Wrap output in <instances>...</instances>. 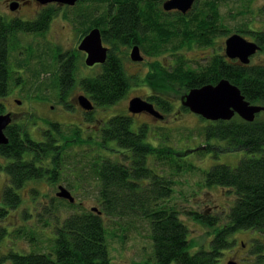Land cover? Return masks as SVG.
Returning a JSON list of instances; mask_svg holds the SVG:
<instances>
[{
	"label": "trees",
	"instance_id": "trees-1",
	"mask_svg": "<svg viewBox=\"0 0 264 264\" xmlns=\"http://www.w3.org/2000/svg\"><path fill=\"white\" fill-rule=\"evenodd\" d=\"M163 1L165 0H78L76 6L71 5L73 10L70 7L71 9L63 11L49 4L33 19L7 20L0 15V98L8 94L11 83H25L16 71L24 66L26 76L31 80V87L29 84V90H26L24 85L18 92L23 93L25 98L26 91L37 93L39 96V92L45 91L47 96H41L50 99V89H54L58 102L68 107L65 100L77 85L88 94L89 100L96 106H108L126 94L131 85L130 79L125 75L119 58L115 57L113 52L106 56L107 61L100 75L80 74L79 77L78 71L82 66V61L78 58L80 55H54L59 63L64 58L56 76L49 72L50 64L42 55L44 50L37 51L34 55L31 53L32 45L29 48H20L17 34H43L53 17L60 13L78 27L76 31L80 39L91 28L100 27L101 36L106 42L112 37L128 45L130 42L142 41L145 53L166 52L171 56L175 65H172L171 70H164L166 75H161V96L166 84L174 83L181 90L188 91L190 88L205 83L213 84L221 78H226L238 86L240 93L250 103L264 106L263 64H243L238 59L227 58L223 50L209 56L207 64L201 65L200 69L203 71L199 72L198 68L185 66V59L179 51L180 48L192 44L210 46L214 44L215 38L225 33L246 34L247 31L253 41L264 47V28L251 30L247 22L230 28L218 10L221 3L250 0H194L187 12L161 17L159 13L163 8ZM261 9L264 12V3ZM22 13L21 11V15ZM56 53L60 55L57 49L54 54ZM33 59H37V64ZM155 63L156 71L160 74L159 62ZM45 70L47 72H41ZM47 73L49 77L46 76ZM47 79L49 83L44 81ZM161 96L160 103L170 106L168 99ZM3 108L0 104V113L4 112ZM259 113L252 121L234 115L229 120L209 121L203 125V137L207 141L216 138L225 142L221 148L223 150L240 149L251 155L243 156L236 166L214 164L204 173L202 189L223 188L228 191L227 194H232V203L224 209L218 206L214 208L215 203L212 205L206 202L202 210H182L178 205L184 206L185 202L181 199L172 201V196H176L174 180L170 179L171 175H164V167H180L172 157L173 154L180 155V152H175L168 145L157 146L149 142L147 129L143 124L139 132L134 133L133 119L129 116L110 114L107 125L101 130V144L114 142L117 150L114 153L122 154L123 161L117 160L112 154L110 157L98 156L94 150L91 152L89 149H84L78 154L73 153V146L69 142L75 141L74 144L80 146L90 139L84 141L80 138L81 126L71 124L63 127L57 122H48V128L43 131L44 138L36 141L31 138L26 124L10 123L4 129L8 141L0 144V156L8 160L0 161V172L4 173L6 178L0 193L3 203V207L0 206V218L9 209L19 206L22 199L18 190L31 179H45L51 185L57 184V191L58 185H62L70 194L71 190L80 188L82 191L85 184L92 186L99 204L97 210L93 211L94 206H81V202H77L74 195L71 194L74 197L71 202L56 196V191L54 198L57 205L53 206L55 209L50 210L49 205L45 210L51 214L65 203V206L73 209L68 210L64 218L53 224L52 252L8 251L0 253V264H111L104 218L115 220V227L120 231V235L124 234V224L131 225L135 222L130 220L124 223L123 220H145L148 233L150 231L146 238L152 242L153 251L150 254L153 253L158 264H219L217 261L223 250L227 251L231 246L229 236L236 230L253 229L258 232V238L253 240L249 249L251 257L242 264H264V117H258ZM62 136H65L64 140ZM58 137L62 139L63 144L57 143ZM256 153L259 154L255 155ZM87 156L89 158L85 159ZM152 167L158 168L154 170ZM68 173L70 176L66 175ZM61 182H65L66 186ZM180 195L184 196L183 190ZM181 213L208 227L211 232L208 249L189 253V229L180 217ZM5 233V228L0 225V240ZM138 233L141 235L140 230Z\"/></svg>",
	"mask_w": 264,
	"mask_h": 264
},
{
	"label": "rangeland",
	"instance_id": "rangeland-1",
	"mask_svg": "<svg viewBox=\"0 0 264 264\" xmlns=\"http://www.w3.org/2000/svg\"><path fill=\"white\" fill-rule=\"evenodd\" d=\"M10 3L13 2H11V0H0V14L7 15L6 12L9 14L12 13L7 6V4L9 5ZM263 3L264 0L230 1L228 3H221L218 10L225 18V24L230 28H235L242 22H247V26L251 30L263 29L264 12L261 9ZM45 7L46 5L39 7L36 4H30L27 7H23L21 9L23 12L21 18L30 19L34 17L32 16L33 10L35 11L38 9L39 11L37 13H39ZM76 27L77 26H74L69 19L66 18L65 20H62L56 16L55 19L51 20L49 27L43 34L33 35L19 33L16 37L18 41H20V48H23L24 46L29 48L30 45H32L31 53L34 55L37 54V51L41 52L44 50L42 55L48 59V64H50L49 72L52 75L57 76L58 65L57 60L54 58V52L56 49H59L62 54L70 53V51L72 52L77 48L76 46L79 43L80 38L76 31L78 27ZM245 33L246 34L241 35L248 40H253V37L248 31ZM230 34H233V32L218 36L217 39L215 38L214 44L210 46H198L192 44L191 46L180 48L179 51L183 54L182 58L185 59V66L195 69H197L199 65L205 66L208 59L204 60L202 57L212 56L214 52L223 51L224 40ZM125 55L124 47L120 46V56L124 60L123 67L126 68L128 72H131L136 69V66L132 69H128L127 66H129L130 60ZM163 55L164 57H162V59L173 62L174 59L168 58L170 56L167 55L166 52H163ZM28 57H30V55ZM83 57L84 55L81 57L82 62ZM195 58L198 59L195 60ZM33 60L31 61V64L33 63ZM153 60L156 61L154 57L146 59L147 63L149 61L152 62ZM249 64L264 65V47L251 56ZM147 66H152V63H149ZM98 69L99 68H97V70ZM41 72H47V70ZM93 72L95 71L90 70L84 65L83 67L80 66L78 75H89ZM22 75L25 80L24 88L29 90L27 87H29V84L31 87V80L28 79L29 76H26V71H24ZM46 76L49 77V74L47 73ZM127 77L131 78V85L128 87L129 89L124 97L116 103L108 106H99L97 109L94 108L96 110L91 112V120L84 117L82 110L79 109V112L78 109L73 106L75 104L73 101L74 96L84 93L77 85L72 88L67 97L69 103L68 108L58 102L57 94L54 89H50V92L52 91L49 93L50 99H44L42 97L47 96L48 93L45 91L43 93L39 92L42 96H39L34 92L32 93L31 91H26L25 98L23 93L21 94L18 92L19 88L16 85H9L8 94L0 98V104L3 105L4 111L10 110L15 112L13 114V121L11 122L26 124L31 134V138L36 141H40L44 138L43 131L48 128V122H57L62 124L63 127L66 125L70 126L71 124L76 125L77 127L81 126L82 130L80 132L82 133L80 138L84 139V141L90 138L92 141L90 139L89 142L87 141L89 146L87 145V142H84L80 146L74 144L75 141L69 142V144H72L73 146V153L78 154L84 149H89L91 152L94 150L98 156H109L112 154L117 157V160L123 161L122 154L114 153L117 151L115 143L107 142L106 145H102L98 140L99 137L95 130L100 124V122L97 121L98 117L102 116L104 118L105 115L107 117L110 114H121L124 112L127 101L130 97H144L146 94H149L148 87L142 85L141 82H139L140 84H137L136 82L140 79L142 80L143 73L134 72L133 76L128 74ZM44 81L49 83L48 79ZM149 82L152 85H155L156 88L160 86V90L163 87L162 81L151 79ZM162 92L164 93L162 96L171 102V110L166 113L164 120L152 121L151 119L146 118V116H136L132 123V129L135 127V122L139 123V125L147 122L146 124L150 126L147 128V139L149 142L157 146L168 145L172 147L175 152H180V155H172L173 159L176 160L180 167H173V169L169 165H165L164 167V175H171L170 179L174 180L173 183L176 196H172V201H180L181 199V201L185 202L186 204H183L184 206L178 205V208H182V210H202L203 204L206 202L211 203L212 205L215 203L214 208H217V206L224 209L228 208L232 203V194H227L228 191L220 187L202 189L204 173L214 164H227L231 167L236 166L243 156L248 157V155L251 154L240 149L223 150L221 148L224 147L223 145H225V142L216 138H210L207 141L203 137L204 134L202 132L203 125L206 124L204 118L189 113L188 111H182V114L175 112L171 114L172 111L175 110L176 105H178V100H180L182 95L187 91L181 90L180 87L172 83L166 84V88H164V91ZM14 99L20 100V103H14ZM70 105L72 106L70 107ZM175 115L177 116L173 117ZM257 116L260 118L264 117V112H260ZM81 121L83 122L81 123ZM62 137H64V140L65 136ZM58 139L59 142L57 143L63 144L62 139L59 137ZM96 142L97 144H95ZM206 145L208 146L205 149L204 146ZM189 148H193V150H189ZM257 154L259 153H256L255 155ZM88 156H90V153ZM88 156L85 159H88ZM0 161L7 162L8 160L0 156ZM149 162L152 164L151 160H149ZM159 165L163 167V165ZM152 168L156 170L158 167ZM69 174L70 173L66 175L70 176ZM5 182L6 178L4 173L0 172V193ZM61 184L65 185V182H61ZM56 185L49 184L45 179H31L25 182V184L18 190L22 199L21 203L19 206L9 209L8 212L0 218V225L3 226L6 231L0 240L1 254L8 251L18 253L52 252L54 249L53 224L64 218V216L68 214V210L73 209L65 206V203V205L59 206V210H55L51 214L45 210L49 205L51 207V209L49 208L50 210L55 209L53 206L57 205V200L54 198L55 192L57 191ZM182 190L184 196L180 195ZM192 192L196 195L192 194ZM71 194L74 195L77 202H81V206L86 208H90L91 206L97 207L99 204L98 198H95V190L92 186H86L85 184V188L82 191L80 188L76 191L71 190ZM187 202L191 204H188ZM2 204L0 196L1 207H3ZM180 217L189 229V231H187L189 234L188 237L190 238V244L188 246L189 253H194L199 249H208L210 246L209 235L211 233L208 231V227L193 221V219L186 214L181 213ZM104 219L105 227L108 231V235L106 236L109 243L111 264H158L153 253L150 254L151 251H153L152 242L150 243L149 239L146 238L150 231L148 233V226L145 220H138L136 218L123 220L124 223L126 221L135 220L131 225H123V236L120 235L119 230H116L117 228L115 227L114 219ZM138 230L141 231V235L138 233ZM257 235L258 232L253 229L236 230L235 233L229 236V240L232 241L231 246L227 251L223 250V254L219 257V261L217 262L219 264H227V261H235L237 264L245 263V260L251 257L249 249L253 240L258 238ZM149 243L151 244V250ZM171 264H176V262H172Z\"/></svg>",
	"mask_w": 264,
	"mask_h": 264
},
{
	"label": "water",
	"instance_id": "water-1",
	"mask_svg": "<svg viewBox=\"0 0 264 264\" xmlns=\"http://www.w3.org/2000/svg\"><path fill=\"white\" fill-rule=\"evenodd\" d=\"M39 4L59 3L65 5H75L78 0H35ZM194 0H165L163 8L165 10L177 9L182 13L187 12L192 6ZM10 9H15L16 4L10 3ZM261 46L248 40L239 33H233L224 40V53L230 59H238L243 64H248L251 56L257 52ZM78 50L85 52L84 62L91 66L97 62H104L107 54V47L102 44L100 31L97 27L91 28L82 38L78 45ZM130 57L133 60H141L137 45L132 46ZM76 101L85 109H92L93 103L83 94L76 97ZM20 103L19 100H17ZM182 106L187 107L191 112L210 121L229 120L234 115L246 121H252L255 115L264 110V106L250 103L240 93V89L226 78H221L214 84L206 83L199 87L190 88L181 98ZM128 111L139 113L149 111L159 117H162L153 107V105L141 96L130 97L128 101ZM11 123V114L0 113V144L7 143V137L4 129ZM59 189L56 196L63 197L73 202L74 197L64 186L58 185ZM96 211L97 207H92ZM100 211H98V214ZM227 264H237L235 261H227Z\"/></svg>",
	"mask_w": 264,
	"mask_h": 264
},
{
	"label": "flooded vegetation",
	"instance_id": "flooded-vegetation-1",
	"mask_svg": "<svg viewBox=\"0 0 264 264\" xmlns=\"http://www.w3.org/2000/svg\"><path fill=\"white\" fill-rule=\"evenodd\" d=\"M11 2H13V3H15L16 4V8L15 9H10V6L7 4V6H8V8L10 9V11L12 12L11 14H9V13H7L6 12V14L7 15H3V14H0V15H2V16H4V17H6V19L7 20H13V19H16V18H21L22 16H21V9L23 8V7H25V6H27V5H30V4H36V5H38L39 7H42V6H45L46 5V7L49 5V4H51L52 5V7H55V8H60L61 10H63V11H65L66 9H71L72 8V10H73V7L72 6H67V5H65V4H59V3H48V4H39L38 2H36L35 0H11ZM71 7V8H70ZM161 7H162V5H161ZM39 10L37 9V10H33L32 11V16H36L38 13ZM188 11V10H187ZM175 13H182L181 11H179V10H177V9H170V10H165V9H161L160 10V13H159V15L161 16V17H164L165 15H173V14H175ZM57 17H59V18H61L62 20H65L66 18L65 17H63L64 15L63 14H60V13H58L57 15H56ZM56 16H54L53 17V19H55L56 18ZM34 17H32V18H30V19H33ZM51 22V21H50ZM50 24V23H49ZM49 24H48V27H49ZM140 27H142L141 26V23H140ZM98 29H99V31H100V36L102 35V29L100 28V27H97ZM148 31H149V29H147ZM139 33V32H138ZM101 40H102V44L105 46V47H107L108 49H107V54H106V56H108L109 55V53H111V52H113L114 54H115V57H118L119 58V61L121 62V64H122V68H123V71H124V73H125V75H127L128 76V74H130V75H132L133 76V74H134V72H137V73H143V77H142V80L140 79V80H138V81H136L137 82V84H140L139 82H141V84L142 85H144V86H146V87H148V89H149V94H146V96H144V97H142V98H144V99H146L148 102H150L152 105H153V107H154V109L160 114V115H162V117H159V116H157V115H155V114H152L151 112H149V111H141V112H139V113H131L130 111H128V101H127V104H126V108H125V110H124V112L123 113H121L122 115H126V116H129V117H131V119H135L134 117H136V116H146V118H149V119H151L152 121H159V120H164V118H165V116H166V113L168 112V111H170L171 110V102L168 100V102H169V104H170V106H163V104H161L160 103V100H159V97L161 96V93L159 92L160 91V86H158V89H156V86L155 85H152L149 81H151V79L153 78V80H156V79H160V81H163V79H162V73H165L164 72V70L166 69V70H171V68H172V65L174 64V60H173V62H171V61H167V60H165V59H162V57H164V55H163V53H158V54H147V53H145L144 52V47H143V42L141 41V43L140 42H138V43H133V42H130L129 43V45L127 44V43H120L119 41H118V39L117 38H111L110 39V41L109 42H106L105 40H103V37L101 36ZM140 40V39H139ZM78 45V44H77ZM134 45H137L138 46V48H139V53H140V55L142 56V59L141 60H133L131 57H130V50H131V48H132V46H134ZM120 46H123L124 47V49H125V56H127L128 58H129V66H127L128 67V69H132L134 66H136V69L135 70H133V71H131V72H128L127 70H126V68H124L123 66H124V60H123V58L120 56ZM77 47V46H76ZM23 48H26V46H24ZM31 48V47H30ZM261 48H262V46H261ZM260 48V49H261ZM16 50V49H15ZM59 50V49H58ZM59 52H60V55H58L57 53L55 54V56H61V55H63L62 54V52L59 50ZM73 53V55H75V54H77V56L78 55H80L78 58H80L79 60L80 61H82V55H84V57L86 56V54H85V52H83L82 50H78L77 48L76 49H74L72 52L70 51V54H72ZM80 53V54H79ZM64 55H66V54H64ZM63 55V56H64ZM68 55V54H67ZM105 56V57H106ZM226 56V55H225ZM84 57H83V62H82V67L85 65V62H84ZM150 57H154L155 59H156V61L157 62H159V66H160V69H158V71L160 72V74L156 71V63H155V61L153 60L152 62H148L147 63V61H146V59L147 58H150ZM209 57V56H208ZM208 57H202V59H204V60H207L208 59ZM227 57V56H226ZM46 58V57H45ZM168 58H171L172 59V57L170 56V57H168ZM228 58V57H227ZM47 59V58H46ZM63 60H62V62H60L59 63V61L57 60V59H55V60H57V62H58V69L60 70V66L63 64V61H64V58H62ZM196 59H198V58H195V60ZM230 59V58H229ZM47 61H48V59H47ZM107 61V57H106V59H105V61L104 62H97V63H95V64H93V65H91V66H87V65H85L87 68H89L90 70H92V71H95V72H93L92 74H89V75H100L101 73H102V71H103V65L105 64V62ZM36 64H37V59H35V61H34ZM149 63H152V66H147V65H149ZM175 65V64H174ZM203 66V65H202ZM202 66L201 65H199L198 66V69H199V72H201V71H203V69H200V68H202ZM99 68L98 70H97V68ZM16 69V68H15ZM17 72H19V76L23 79L22 80V82L23 81H25L24 80V78H23V72L25 71V67H21V68H19V69H17L16 70ZM80 71V70H79ZM79 71H78V73H79ZM58 74H59V72H58ZM165 75H166V73H165ZM79 77H80V74L78 75ZM81 76H84V75H81ZM130 79V84H131V78H129ZM147 82V83H146ZM206 84V83H205ZM214 84V83H213ZM14 85H16L19 89L22 87V86H24V84H14V83H11V86H14ZM203 85V84H202ZM197 87H199V86H197ZM85 93V92H84ZM84 93H82L83 95H85V96H87L88 98H89V96H88V94H84ZM76 97H77V95L76 96H74V105L73 106H75L77 109H78V111H79V109L80 110H82L83 111V115H84V117L85 118H87L88 120H90V115H91V112L93 111V110H96L97 109V107H99L100 105H95L94 104V102L92 101V103H93V107H92V109H89V110H87V109H85V108H83L79 103H78V101H76ZM124 97V96H123ZM122 97V98H123ZM161 97H163L164 99H165V97L164 96H161ZM17 101V99H14V103H17L18 104V102H16ZM67 103H68V101L67 100H65ZM30 102V101H29ZM68 105H69V103H68ZM77 105V106H76ZM63 106H65V105H63ZM72 105H70V107H71ZM66 107V106H65ZM79 107V108H78ZM68 108V107H67ZM94 108H96V109H94ZM182 111H188L189 113H192V114H195V113H193V112H191L187 107H185V106H182V104H181V99L180 100H178V105H176V107H175V110H173L172 111V113L171 114H173L174 112L175 113H178V114H182L183 112ZM7 112H9L10 114H11V121H13V117H14V113L15 112H13V111H10V110H6V111H4L3 113H7ZM80 112V111H79ZM197 115V114H196ZM104 116V115H103ZM177 115H175V116H173V117H176ZM199 116V115H198ZM109 117H110V115L109 116H107L106 117V115L104 116V118L101 116V117H98V120L97 121H99L100 122V124L98 125V127L96 128V130L95 131H97V134H98V137H99V142H102V131L101 130H103L104 129V127L107 125V121H108V119H109ZM201 117V116H200ZM206 120V119H205ZM210 120H206V123L207 122H209ZM83 121H81V123H82ZM12 123V122H11ZM147 122H144V123H142L143 124V126L145 127V129H147L148 127H150V126H148L147 124H146ZM160 127H161V125H160ZM139 128H141V125H139V123H136L135 122V127H134V129H133V132L134 133H138L139 132ZM82 129V128H81ZM149 131H150V129H149ZM82 133V132H81ZM189 150H193V148H189Z\"/></svg>",
	"mask_w": 264,
	"mask_h": 264
}]
</instances>
